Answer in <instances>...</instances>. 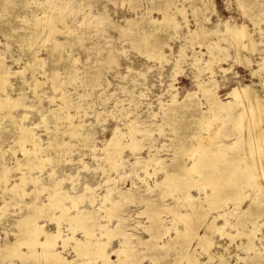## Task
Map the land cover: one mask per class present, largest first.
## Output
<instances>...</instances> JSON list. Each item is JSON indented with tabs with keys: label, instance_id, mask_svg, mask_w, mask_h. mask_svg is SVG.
<instances>
[{
	"label": "rangeland",
	"instance_id": "374dc122",
	"mask_svg": "<svg viewBox=\"0 0 264 264\" xmlns=\"http://www.w3.org/2000/svg\"><path fill=\"white\" fill-rule=\"evenodd\" d=\"M25 1L26 0H0V57L4 60L5 68L8 69L7 73L10 74L7 78L9 81L6 84L4 93L12 99L15 98L17 101V104H15L18 107L10 109V112L15 109L11 112L13 117L15 116L14 119L20 124L21 120L23 121L25 118L20 125L32 128L33 134L37 138V143L39 145L36 147H39L38 150L31 147L30 143L24 144L23 148L25 147V150L29 147V151H31L32 148V151H35H31L33 154L27 152L28 155L31 154L30 156L27 155V157L32 159L35 157L40 159L46 158V160L49 159L44 163L45 166L42 169L34 167L30 170L33 173L28 172L30 177H35H33L34 179L32 182L28 181L26 185L22 186V189H19L21 194L20 198L18 197L16 201L9 199L10 197L7 198L6 196L8 194L4 192V187L11 186L15 182H18L19 180L16 178H18V176L20 177V175H22L21 173L26 171V167L24 165L22 166L25 155L23 154L24 152L19 151L22 149H20V145L18 146L16 143L15 128L10 127L9 130L6 129L7 127L4 125V122L0 123V164L2 167L5 164L4 167L9 169L7 173L9 183L4 186V183H0V194H3V196L0 195V244L9 239H15V234L17 232L15 222L25 214L28 209L26 203L30 201L32 197H37L38 201L42 200L43 203L47 204L48 195L57 190L59 192L63 191L62 193H65L67 198L69 196V198L72 199L70 200L66 197L62 199L61 208H51L49 205L43 208L39 207V209L44 210L47 209L48 206L49 215H47L48 217L46 218V215L44 217H39L38 223L43 225V229L50 233L60 231L64 238L67 236L71 237L64 245H62L61 240L58 239L55 247L58 251H61L65 258L69 260L75 258L73 264H106L90 257L87 258L85 256L82 258L76 255L74 250L72 251L74 238H81V241L87 240L92 243L99 242L100 240L105 241V243H107L106 251L110 252L109 257L111 261L114 262L113 264H127L125 262L119 263L117 257L118 253L116 252L122 247L121 243L124 239L127 240L126 242L131 248L129 257L136 258L134 264H192L190 260L184 259L181 256L182 246L174 242V235H176V232H184L186 230L185 220L182 214L186 212L184 203L187 197L198 198L204 196V192L197 190V188L193 186L180 189L173 183L168 184L170 187L166 186L167 184L162 185L159 183L166 173L175 171V167L172 164L173 151L170 144L172 131L168 124V118L164 115V107L172 98L181 99L185 93L195 92L197 93L196 95L201 98L199 101L201 102L202 109L206 110L207 102L197 85V83L200 82L208 84L215 92L216 96L222 101L230 99L228 98V92L235 86L240 88L249 87L253 89L257 95L260 94L259 92L264 94V88L260 89V86H264V69H260L258 65V62L261 61L260 54H264V0H207V2L205 0H196L195 4L197 9L195 12H192V7L190 5L193 0H174L175 5L179 8L183 6L184 10L183 12H178V14L174 12V20L178 22L177 27L170 30L171 35H168V39L166 40L167 44H165L167 46L164 45V47H162L166 59L160 62L159 60L148 58L138 50L135 43L132 41L133 34L136 36L138 33H142L149 29L148 23L150 20H160L162 18V12L156 9L160 0H53L52 2L55 6L48 3L47 0H30L26 3ZM58 10L60 21L57 22L55 26L58 29L55 28L53 36L56 41L64 44L61 52L64 62L61 60V62L53 66L49 59V48L41 43V38L38 39L33 46L28 47L24 43H19L16 37L17 34L23 31V27L29 24L36 15L41 16L44 11L51 14L53 11L57 12ZM172 10L174 11V9ZM240 25L246 26L247 31L252 37L255 46V53L253 52L252 55L245 49H241L238 53L236 51L234 52L232 39L225 33L226 28ZM130 27L133 29H130ZM190 30L198 32V35L189 36L188 32ZM157 34L160 35L162 32L158 30ZM211 43L223 47V52L221 53L222 60L219 59L218 61H214L212 64V71H210L205 64L210 57L207 52V45ZM191 46L193 48H191ZM179 49H183L184 52L183 62L180 63L182 71L174 75V59L177 58L176 55L178 56ZM199 52L201 53L199 54ZM33 54L36 56V59L41 60V66L33 65L35 57ZM238 54L249 58V60L252 58L253 60H251L254 62L252 63L251 60V62H248L247 60L246 63H241V59H237ZM31 56L33 57L31 58ZM65 59L68 60L70 64L72 63L70 65L71 69L68 65V68L66 66V69H62L65 68V62H67ZM194 62L196 63L194 64ZM72 68L76 70L74 71ZM68 70L75 72L76 77L74 81L76 82L74 83L73 81L70 85L68 84V86H66L67 84H60L58 87L61 88V90L58 87H55L56 89L52 88L49 74L52 73V71L56 73L59 72L57 76L63 78ZM252 70L255 72L254 74L250 73ZM39 73L44 75L41 76ZM30 75H33V77ZM210 77L212 78L210 79ZM36 79L41 83V86L39 82L34 81ZM195 81L197 82L195 83ZM36 82L38 84H36ZM33 83H35L36 86L38 85V88ZM8 84H12L11 87ZM72 86L75 87L77 93L72 91V89L74 90ZM53 90H55V93ZM63 94H66V97L69 96L68 103L63 102ZM76 94L77 96H75ZM36 96L37 98L35 99ZM38 98L39 100H37ZM56 98H59V100ZM60 99L62 102H60ZM65 104L68 106L66 105L64 108ZM22 105L26 107L22 108ZM61 107L63 108L61 111L66 112L67 109L69 113L66 112V114L71 117V120L73 119L70 121L72 123L71 126L74 125V127H77L79 125L75 128V130L77 129L75 137L69 138V136L63 135V129L69 127V122L63 118H61V120L56 118V120L53 118L54 115L50 112V109L51 111L52 109L60 110L58 108ZM75 108L77 111V108H79V111L77 112ZM236 111L237 109L233 111L230 110L228 115L229 118L234 117ZM2 113L1 109V116ZM18 119H20V121ZM131 125L134 126L133 128L136 133L127 131L128 129L130 130ZM59 130L61 133L58 132ZM144 131H146L145 134L152 131L155 132L148 134L147 137H143L145 135L142 136ZM221 131H233L232 124H225L221 127ZM50 133H55L61 137L63 136L62 140L65 144L60 148L54 145L50 146L48 142ZM206 133V130H202L200 134L203 136L207 135ZM122 134L125 135L122 136ZM132 135H135V137L139 139L140 147H138V149H134L130 146V137ZM113 136L119 137L118 139H120V142L122 144L124 143L122 146L123 149H120L121 151L119 152L108 153V141ZM54 152L56 153L54 154ZM35 153L36 155L34 156ZM115 154L117 159L114 156ZM152 154L155 155L154 159L149 157ZM184 159L188 161L189 157H185ZM17 165L21 166L17 167ZM101 169L103 170L101 171ZM20 171L22 172L20 173ZM69 175H71V178L68 181ZM191 177V179H194L196 175L195 177L191 175ZM61 181L63 182L61 183ZM38 186L42 187L41 192L38 193L39 196L37 191L33 192ZM244 186L246 198L242 201L243 203L241 202L240 207L245 206L249 202L250 197L255 198L254 204L261 205L264 203L263 189L252 190L246 183ZM52 187L55 188V190ZM182 191H187L186 196L182 195ZM205 191H209V189ZM23 192L27 194V197ZM81 193L84 195L81 196ZM103 193L107 194L102 196L104 195ZM81 198H83L82 201L79 200ZM77 200L81 202H77ZM122 200H124V202H122ZM63 201L65 202L63 203ZM90 201L92 204L89 203ZM112 201H120L121 203L113 208ZM173 201L180 204L175 210H171L170 208V204ZM74 202H77V204L72 205ZM144 206H151L158 209V213H160L163 219V224L167 228V231L164 233L165 235L163 234L155 240L148 241L150 235L146 227L149 225V220L147 214L142 213L145 209ZM65 207H67L68 210H66ZM234 207H236L235 202L227 200L223 203L222 209L220 207L218 209L209 210L205 220L207 221L211 214V216H214L218 210L219 212H221V210L222 212H228L234 209ZM58 209L61 211L59 210L58 212ZM107 209L109 211H107ZM63 211L65 213H63ZM60 212H62V214H60ZM89 212L91 214H89ZM72 214H75V218ZM88 215H90L89 220H87V217H89ZM76 216L79 218L81 217V219L76 218ZM257 216L246 218V220L244 217L237 218L234 209L233 216L227 214L226 216L218 217L215 220V224H217L221 231L219 229L217 233H214L210 240L211 244L209 248L203 250L197 245V237L195 238L194 235L190 241L191 245L189 244L188 246V251L190 253H196L194 256L197 257H195L197 264H253L252 258L254 256L258 253L264 254V246H262L264 245V210ZM57 217H60L61 220L60 218L57 219ZM66 218H70L71 220ZM80 220H84V222L89 225L87 231L80 228ZM182 222L184 223L182 224ZM68 224L71 227H69ZM117 225L118 228H121L120 231H116L115 233L111 232L108 233V235L104 234V230H113L117 228ZM219 225L223 226L220 227ZM203 226L199 228L198 234L203 233ZM74 229L76 231H74ZM249 231L252 232L253 236L251 239L252 242L250 241L251 248L245 249V245L247 244V241H245V239H247L246 233ZM233 238H235V240H233ZM234 246L236 250L233 249ZM23 249L26 250L25 247ZM205 255H207V258ZM216 256H219L218 260ZM83 259L86 260L83 261ZM0 264L21 263L19 259L12 258L4 259V261L0 259Z\"/></svg>",
	"mask_w": 264,
	"mask_h": 264
},
{
	"label": "bare ground",
	"instance_id": "6f19581e",
	"mask_svg": "<svg viewBox=\"0 0 264 264\" xmlns=\"http://www.w3.org/2000/svg\"><path fill=\"white\" fill-rule=\"evenodd\" d=\"M28 1H30V0H26L25 3L28 2ZM47 1H48V3L53 4L55 6V4L52 2L53 0H47ZM195 1L196 0H193L191 2V4H190L191 7H192V12H195L196 9H197ZM205 1L207 2V0H205ZM49 7H50V5H49ZM156 9H159L162 12V18L160 20H153V21L150 20L149 23H148V28L149 29L147 31L142 32V33H138V35H136V36L133 34L132 41L135 43V45L138 48V50H140L148 58H151V59L153 58V59H155L157 61L159 60V62H160V61L166 59L165 58V54H164V52L162 50L163 49L162 47H164V45L167 44L166 40L168 39V35H171L170 34V30L177 27V23L178 22H176L174 20V17H175V16H173V15H175L174 12L175 13L177 12V14H178V12H183L184 9H183V6L181 8L176 6L174 0H160V2L158 4V6L156 7ZM172 9H174V11ZM172 11H173V13H172ZM58 12H59V10L57 12L53 11L51 14H48L47 12L44 11L43 15H41V16H37L36 15L29 24H26L23 27V31L20 34H17V37H16V39H17V41L19 43H24L28 47L33 46L37 42V40L41 38V43L49 48V53H48L49 54V59H50V63L53 66L55 64H57L58 62H61V60H63V62H64V59L62 58V55H61V52L63 50L64 44L62 42L56 41L54 39V36H53L54 30H55V28H57L55 26H56L57 22L60 21V16L58 15ZM185 21H184V24H185ZM65 28H67V27H65ZM130 29H133V28L130 27ZM158 30L160 32H162V34H160V35L157 34ZM174 30H176V29H174ZM60 31H61V29H60ZM204 33H206V32H204ZM225 33L228 35V37H231V39H232L231 41L233 43L232 45L234 46V50H233L234 52L236 51L238 53L241 49H243V50L245 49L247 52H249L250 55H252V53L255 50V46H254V42L252 40V37H251L250 33L247 31L246 26L240 25V26H234L232 28H226ZM188 34H189V36L198 35V32L190 30L188 32ZM202 35H206V34H202ZM170 39H171V37H170ZM48 42H50V43H48ZM165 46H167V45H165ZM191 48H193V47L191 46ZM207 49H208L207 52L209 53L210 57H209V59L207 60V62L205 64H206V67L208 69H210V71H212L211 69H212V64L214 63V61H218L219 59H221V53L223 52V47H221L218 44H212L211 43V44L207 45ZM183 53H184L183 49H181L179 51L178 56L176 55L177 58L174 59L175 60L174 65H173L174 75H176V74H178V73H180L182 71L180 63L183 62ZM200 53L201 52H199V54ZM33 56H35V55L33 54ZM33 56H31V58ZM38 58H40V57H38ZM237 59H241L240 60L241 63L242 62L246 63L247 60L249 62L252 58L249 60V58H246L243 55L238 54ZM260 59H261V61L258 62V65L260 66V69H264V54L263 53L260 54ZM223 60H224V58H223ZM66 61L67 62H65L66 63L65 64V68H62V69H66L67 65L70 67V65L72 64V63L70 64V62H68V60H66ZM74 62H75V60H74ZM253 62L254 61H252V63ZM195 63L196 62H194V64ZM62 64H64V63H62ZM33 65L41 66L42 62H41V60L36 59V56H35L34 60H33ZM68 66H67V68H68ZM33 68H35V67H33ZM32 69H31V71H32ZM70 69H71V67H70ZM7 70L8 69L5 68L4 60L0 57V111L2 109V112H3L2 116L0 115L1 116L0 117V123L4 122L5 123L4 125H6V127H7L6 129H9L10 127H14L15 128V130H16V132H15L16 133L15 134L16 135V138H15L16 143H17L18 146L20 145V149H22V150H19V151L24 152L23 154L25 155L24 163L22 164V166L24 165L26 167V171H24L23 173H21L22 171H20V173L22 175H20V177L18 176V178H16V179L19 180L18 182H15L11 186L4 187L5 188L4 192H6L9 195V196L7 195L6 197L7 198L10 197L9 199H11L13 201H16L17 198L18 197L20 198V195H21L19 189L20 188L22 189V186L26 185V183L28 181L32 182V180L34 179L33 177H35V176L30 177L29 176L30 174L28 172H31L30 170L33 169L34 167L42 169L45 166L44 163H46V161L49 158L46 160V158L45 159L44 158L40 159V158H36L35 157L34 159H32V158L27 157V155H28L27 152H30V153L35 152V151H32V150H33V148L34 149L36 148L38 150L39 147H36V146L39 145V144L37 143L36 136L33 134L32 128L24 126V125H20L25 120V118H24L25 115L23 116L24 120L23 121L21 120V123L19 124L14 119L15 116L13 117V115L11 114V112L13 110H15V109L11 110V112H10L11 108H15V107H18V106H16V104H17L16 102L17 101L15 100V98L12 99V98H10V96L5 95V93H4V91L6 90L5 89L6 88V84L9 81V80H7V78H8V75H10V74L7 73ZM37 70H38V68H37ZM40 70H42V69H40ZM55 70H57V69H55ZM197 71H198V69H197ZM255 71H257V70H255ZM58 73L59 72L56 73V72L52 71V73L49 74L50 77H51V78L49 77V79H51L50 83L52 84V88L58 87L60 84L61 85L62 84H67L66 86H68V84L70 85V83H72L75 80V77H76L75 76V72H73L72 70L66 71L65 75L63 76V78H59V76H57ZM250 73L254 74L255 72H253V70H252V71H250ZM39 74H41V73H39ZM33 75H30V76L33 77ZM42 75H44V74H41V76ZM47 76H48V74H47ZM211 78L212 77H210V79ZM34 81L39 82L37 79L34 80ZM37 82H36V84H38ZM75 82L76 81H74V83ZM79 82H81V81H79ZM196 82L197 81H195V83ZM33 84H35V83H33ZM36 84H35V86H36ZM40 84L41 83L39 82V85ZM92 84H94V83H92ZM8 85H10V84H8ZM11 85H10V87H11ZM197 85H198V87L200 89V92H201L202 96L204 97V99L207 102L206 103L207 104L206 110L202 109L201 102L199 101V99H201V98H199L196 95L197 93H195V92H187V93H185V95L181 99L172 98L171 101L168 102L165 105V107H164V115L168 118V121H169L168 124H169V126L171 128V131H172V136H170V144H171V148H172V151H173L172 164L175 167V171L166 173V175L163 176L164 178L162 180L160 179L161 181L159 182L162 185L163 184H165V185L167 184L166 186H168L169 183H173L177 187H179L180 189L181 188H185V187H190V186L192 187L193 186V187L197 188V190L204 192V196H201V197H198V198L197 197H190V198L187 197V199H186V201L184 203V207L186 208V212L185 213L183 212L184 214L181 213L182 216L184 217V220H185V225H186L185 228H186V230L184 232H176V235H174V242H177V244L179 243L182 246V252L180 251L181 252V256L184 259L190 260L192 264H197L196 263V259H195L196 256H194L196 253H190L188 251V246L190 244V241H191L192 237H194V235H195V238L197 237L196 238L197 242H198L197 245H199L203 250H206L207 248H209V245L211 244L210 240H211L212 236L214 235L215 232L217 233L218 230L220 229L217 226V224H215V220L218 217L220 218V217L226 216L227 214L229 216H233V212H234V209H235L236 217L237 218H243L244 217L245 220H246V218H253L252 216H257V215L261 214L262 211L264 210V203L261 204V205L254 204L253 202H255V198H252V197H250L249 202L245 206L240 207L241 202L246 198V192H245V189H244L245 188V186H244L245 183L247 185H249V187H251L252 190H255V189H263L264 190V94L259 92L260 94L257 95L255 93V91L253 89H250L249 87L240 88V87H236L235 86L228 92V98H230V99H228L227 101H222L221 99H219L216 96L215 92L211 89V87L208 84L200 82V83H197ZM33 86H30V87L32 88ZM37 88H36V90H37ZM73 88H74V90L72 89V91L76 92L75 87H73ZM261 88L263 89L264 86H260V89ZM59 89L61 90V88H59ZM79 89H80V86H79ZM65 91H68V90H65ZM260 91H262V90H260ZM53 92L55 93V90H53ZM33 94H35V93H33ZM261 94H263V95H261ZM65 95L64 94L62 95L63 102H65V103L67 102L68 103V100H69L68 97L69 96L67 95L68 97H66ZM69 95H70V93H69ZM83 95H84V93H83ZM131 95H132V93H131ZM75 96H77V94ZM78 96H81V95H78ZM36 98H37V96L35 97V99ZM52 99H53V97H52ZM56 99L59 100V98H56ZM37 100H39V98ZM49 100H50V98H49ZM18 102H19V97H18ZM60 102H62V100ZM160 102H162V101H160ZM66 105L67 104L64 105V108H65ZM23 107H26V106L22 105V108ZM112 107H115V106H112ZM24 109H26V108H24ZM58 109H60V110H55V109L53 110L52 109V111H51V109H50V112L54 115L53 118H55V119L57 118V119H60V120H61V118H63L65 120H67L69 122V124H70L69 127H67V129H63L64 131H63L62 134L69 136V138L75 137L76 130H77V129L75 130V128H77L79 125L77 127H74V125L71 126L72 123L70 121H72L73 119L71 120V117L68 114H66L67 109H66V112L61 111V109L63 110L62 107L58 108ZM77 109L79 111V108H77ZM235 109H237V111L234 113V117H230L229 118L228 115H229L230 110L233 111ZM75 110H76V108H75ZM82 111H84V110H82ZM151 111H152V109H151ZM67 113H69V112H67ZM144 113H146V112H144ZM47 114H48V112H47ZM47 114H46V116H47ZM73 115H74V113H73ZM76 116H77V114H76ZM150 118H152V117H150ZM42 119H43V117H42ZM55 119H54V121H55ZM18 120L20 121V119H18ZM65 120H64V122H65ZM40 122H38V123H40ZM58 122H59V120H58ZM124 122H125V120H124ZM130 122H132V121H130ZM133 122H134V120H133ZM128 123H129V120H128ZM128 123H127V125H128ZM227 123H231L232 124V130L233 131H231V132H222L221 131V127L224 126ZM131 124H133V123H131ZM60 125H63V124H60ZM56 127H57V124H56ZM133 127L134 126L131 125L130 126V130L128 129L127 131L135 132ZM125 128H127V127H125ZM4 129H5V127H4ZM202 130H206L207 131V133H206L207 135H203L202 136L200 134L202 132ZM58 132L61 133L60 130ZM145 132L146 131H144L142 133V136L145 134ZM152 132H155V131H152ZM152 132H150V133H152ZM55 133H50V138H49L48 142H49L50 146L54 145V146L60 148V147H62L65 144L64 141L62 140L63 136L62 137L58 136ZM124 133H126V132H124ZM150 133H148V134H150ZM127 134H128V132H127ZM129 134H131V133H129ZM148 134H145L143 137H147ZM45 135H47V134H45ZM124 135L125 134H122V136H124ZM116 137L117 136H113L108 141V147H107V151H109L108 153H115L117 151L119 152V151H121L120 149H123L122 146H123L124 143L122 144L120 142V139H118L119 137H117V138ZM130 138H131V142L129 141L130 142V146L132 148H134V149H138V147H140L139 139L137 137H135V135H132ZM128 139H129V137H128ZM125 142H127V141H125ZM154 142H155V140H154ZM27 143H30L31 147H33L32 150H31L32 152L28 150L29 147L26 150L24 149L25 147L23 148L24 144H27ZM73 144H75V143H73ZM153 146H154V143H153ZM125 147H126V145H125ZM90 149H92V148H90ZM129 149H130V147H129ZM36 153H37V151H36ZM36 153L34 154V156L36 155ZM55 153L56 152H54V154ZM58 153H60V152H58ZM30 155H28V156H30ZM114 156L116 158V154ZM114 156H112V157H114ZM162 156H163V154H162ZM106 157H107V155H106ZM149 157L154 159L155 155L152 154ZM185 157H189V160L186 161L184 159ZM17 160H14V161H17ZM134 160H136V159H134ZM109 165H111V164H109ZM157 165H158V163H157ZM4 166H5V164H4ZM4 166L2 167V165H1V167H0L1 168L0 169V183H4L3 186L6 185L7 183H9L8 179H7L8 178L7 177V173L9 172V169L7 167H4ZM18 166L20 167L21 165H17V167ZM166 167H167V165H166ZM14 168H15V166H14ZM21 170H25V169H21ZM102 170L103 169H101V171ZM106 170H108V169H106ZM17 171H19V170H17ZM45 171H46V169H45ZM143 172H145V171H143ZM31 173H33V172H31ZM119 174H121V173H119ZM191 175H193L194 177L196 175V178L191 179L192 178ZM70 176L71 175H69L68 181L71 178ZM105 176H106V173H105ZM109 177H110V175H109ZM58 180H59V178H58ZM60 180H62V179H60ZM53 181H55V180H53ZM120 181H121V179H120ZM34 182H35V180H34ZM62 182L63 181H61V183ZM143 182H144V180H143ZM109 184H110V182H109ZM57 186H58V184H57ZM168 187H170V186H168ZM41 188H42L41 186H38L33 192L37 191V194H38L39 192H41V190H42ZM71 188H72V186H71ZM53 189L55 190V188H53ZM206 189H209V191H205ZM52 190H51V192H52ZM88 190H89V188H88ZM62 192L63 191L59 192V191L55 190L52 193H50L48 195V199L46 198L47 201H48L47 204L43 203L42 200L38 201L37 197H32L31 200L26 203V205H27L26 207H28L27 211L25 212V214L19 220H17L15 222L16 223V227H17V232L15 234V239L14 240H10L9 239L8 241H5L4 243L0 244V259L1 260L4 261V259L17 258V259L20 260L21 264H73L74 263V259L75 258L73 260H69V259L65 258L62 255L61 251H58L56 249V247H55V244L57 243L58 239H60L61 242H62V245H64L68 241V239H71V237L67 236L66 238H64L63 235L61 234V232L57 231V230H56L57 232L55 231L56 233H50V232H48V231L43 229V225H40L38 223L39 217H44L46 215L45 216V218H46V217H48L47 215H49L48 206H47V209H44V210L43 209H39V207L43 208L44 206L49 205V206H51V208H59V207L61 208L62 199H64L65 197L67 198L66 194L62 193ZM23 193H25V192H23ZM90 193H91V191H90ZM90 193H89V195H90ZM106 194H104V195L101 194V195L105 196ZM186 194H187V191L186 192L182 191V195L183 196H186ZM82 195H84V194L81 193V196ZM189 195H190V193H189ZM1 196H3V194ZM38 196H39V194H38ZM102 196H101V198L103 199ZM22 197H23V195H22ZM26 197H27V194H26ZM43 197H42V199H43ZM68 198H69V196H68ZM69 199L71 200L72 198H69ZM82 199L83 198H81L79 200L82 201ZM79 200H77V202ZM227 200H231V201L235 202L236 207H234V209H232V210H229L227 208L229 211L228 210H226V211H228V212H225V211L222 212V210H221V212H219V210H218L215 213L214 216H211L212 215L211 214L210 218L207 221L205 220L209 210L218 209L220 207L222 209L223 203L225 201H227ZM81 201H79V202H81ZM64 202L65 201H63V203ZM77 202H74L72 205L77 204ZM122 202H124V200H122ZM23 203H25V202H23ZM89 203H91V201ZM119 203H121V202L120 201H112V205H113L112 207L113 208L117 207V205ZM99 204H101V203H99ZM106 205H107V203H106ZM178 205L180 206L179 203L177 204L176 201H173L170 204L171 210H175V208L178 207ZM231 206H232V203H231ZM65 208H66V210H68L67 207H65ZM62 209L64 210L63 207H62ZM59 210L60 209H58V212H59ZM80 211H82V210H80ZM107 211H109V210L107 209ZM158 212L159 211H158L157 208H153L151 206H146L144 211H142V213L147 214V217H148V220H149V225H148V227H146V230L149 232V235H150V238H149L148 241L155 240L158 237H161L167 231L166 226L163 224V219L161 218L160 213H158ZM63 213H65V212L63 211ZM69 213H71V212H69ZM74 213H76V212H74ZM102 213H103V211H102ZM52 214H54V213H52ZM60 214H62V212H60ZM89 214H91V213L89 212ZM58 215H56V216H58ZM72 215H70V216H72ZM74 215H73V217H74ZM104 215H103V217H104ZM88 216L89 217H87V220L90 219V215H88ZM51 218H52V216H51ZM58 218H60V217H57V219ZM76 218H79V217L76 216ZM50 219H49V221H50ZM66 219H70V218H66ZM79 219H81V217ZM60 220H61V218H60ZM60 220H57V221H60ZM263 221H264V219H263ZM183 223L184 222H182V224ZM57 224H59V223H57ZM165 224H167V223H165ZM68 226H69V224H68ZM201 226L204 227V229H203L204 231H203L202 234H198V230H199V228ZM222 226L223 225H221L220 227H222ZM246 226H248V225H246ZM69 227H71V226H69ZM80 228L85 230V231H87L88 228H89V225L87 223H85L84 220H80ZM72 229H73V227H72ZM120 229L121 228H118V225H117V228H115L113 230H104V234L108 235V233H111V232L115 233L116 231H120ZM65 230H66V228H65ZM74 231H76V230L74 229ZM220 231H221V229H220ZM67 232H68V230H67ZM227 232H228V230H227ZM11 233H12V231H11ZM72 233H73V231H72ZM85 233H87V232H85ZM257 233H259V232H257ZM128 234H130V233H128ZM101 235H102V233H101ZM227 235H228V233H227ZM72 236H73V234H72ZM4 237H5V235H4ZM252 237L253 236H252V232L251 231L246 233V238L247 239H245V241H247V244L245 245V249L246 248H249V249L251 248L250 241L252 242V240H251ZM80 239H77V238L73 239L74 240V242H73L74 245H73L72 251L74 250L76 255H78V256H80L82 258L85 257V256L87 258L90 257L92 259L99 260V261L104 262L106 264H111V263L113 264L114 263L113 261H111V259L109 257L110 252L106 251L107 243H105V241H101L100 240L99 242H96V243L93 242L92 243L91 241H87V240L86 241H81ZM233 240H235V238H233ZM126 241L127 240L124 239L122 241V243H121L122 247L119 250L116 251L118 253V255H117L118 261H119V263H124L125 262L127 264H134L136 262V258L134 259V258H130L129 257V255L131 254V252H130L131 248H130V246L128 245V243ZM263 241H264V238H263ZM240 242H241V240H240ZM94 243H95V245H94ZM238 246H239V243H238ZM262 246H264V245H262ZM24 247L26 248V250L23 249ZM70 247H71V245H70ZM200 247H198V248H200ZM258 247H259V245H258ZM235 248L236 247L234 246L233 249H235ZM63 249H65V248H63ZM200 252H202V251H200ZM197 254H199V253H197ZM205 256L207 258V255H205ZM228 256H230V255H228ZM244 256H245V254H244ZM238 257H239V255H238ZM209 258H212V257H209ZM218 258H219V256L217 257V260H218ZM214 259H215V256H214ZM84 260H86V259H83V261ZM79 263H81V262H79ZM252 263L253 264H264V254L258 253L256 256H254L252 258Z\"/></svg>",
	"mask_w": 264,
	"mask_h": 264
}]
</instances>
